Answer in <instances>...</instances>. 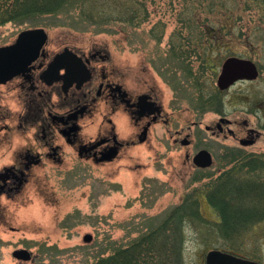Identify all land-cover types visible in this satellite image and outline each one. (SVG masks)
Listing matches in <instances>:
<instances>
[{
	"label": "rangeland",
	"instance_id": "rangeland-1",
	"mask_svg": "<svg viewBox=\"0 0 264 264\" xmlns=\"http://www.w3.org/2000/svg\"><path fill=\"white\" fill-rule=\"evenodd\" d=\"M212 1L216 0H125L135 7L140 4L142 19L137 27L115 18L114 5L120 0H95V4L87 0L84 14L72 8L26 23L0 25V46L24 29L41 27L48 34L47 50L52 54L67 46L106 51L127 85L135 93H152L170 121L154 126L144 144L128 148L110 163L80 160L68 149L61 167L47 164L35 170L21 192L0 197V264L93 262L154 228L187 200L197 203L200 219L184 226L185 264H205L208 252L229 244L216 230L221 217L207 194L231 173L235 161L227 151L264 155V132L255 145L241 148L236 138L212 135L205 127L215 126L222 113L239 124L247 119L255 129L263 124L264 119L259 121L249 108L264 93V10H250L245 0H231L235 4L224 0L226 6L209 8ZM191 12L204 26L223 25L218 32L221 38L217 42L204 39L195 47L181 39L194 32V26L181 20ZM254 31L257 36L247 41ZM174 34L173 41L187 46L188 57L178 59L171 52ZM205 47L203 63L200 54ZM232 56L254 61L261 66L262 76L255 83L221 92L216 81L224 60ZM211 95H216L211 109L201 107ZM97 122L85 120L84 134L94 135ZM175 131H181L180 140L190 133L189 145L174 143ZM18 138L0 145V168L12 157ZM200 149L212 154L209 169L199 170L192 163ZM246 174L239 176L255 177ZM258 176L264 180V170ZM86 235L90 242L84 241ZM238 245L240 256L264 263V222L251 226ZM17 249L28 250L32 259H14L11 254Z\"/></svg>",
	"mask_w": 264,
	"mask_h": 264
},
{
	"label": "flooded vegetation",
	"instance_id": "flooded-vegetation-1",
	"mask_svg": "<svg viewBox=\"0 0 264 264\" xmlns=\"http://www.w3.org/2000/svg\"><path fill=\"white\" fill-rule=\"evenodd\" d=\"M16 38L5 45L12 44ZM47 43L48 40L26 71L0 84V145L10 143L13 136L20 137L12 157L0 168V197L21 192L32 180L35 170L47 164L61 167L68 149L80 160L110 163L128 148L144 144L154 126L170 122L152 93H135L127 85L125 76L110 64L106 51L67 46L63 48L67 49L66 55L55 61L63 49L52 54L47 50ZM255 67L256 79L236 81L224 91L241 83L257 82L262 68L256 64ZM211 105L208 102L207 109ZM249 112L256 114L259 121L264 119V93ZM89 119L98 121L95 134L90 136L83 129L84 121ZM206 127L212 135L236 138L241 148H247L261 137L264 121L255 129L249 127L247 119L239 124L222 113L215 126ZM180 135L181 131L171 135L175 136L174 143L181 141ZM190 136L189 133L185 137ZM249 142L252 143L245 144ZM232 151L238 153L235 157L239 156V164L259 163L261 168L255 175L264 170V155ZM254 221L256 226L264 219Z\"/></svg>",
	"mask_w": 264,
	"mask_h": 264
},
{
	"label": "trees",
	"instance_id": "trees-1",
	"mask_svg": "<svg viewBox=\"0 0 264 264\" xmlns=\"http://www.w3.org/2000/svg\"><path fill=\"white\" fill-rule=\"evenodd\" d=\"M90 1L95 4V0ZM124 1L120 0L119 5L115 3L114 8L117 13L115 18L128 26H139V21L142 19L140 4L135 7ZM86 2L87 0H0V25L8 22L26 23L33 18L55 16L72 8L80 9L84 14ZM220 4L226 6L227 3H224V0H216L212 1L208 7H219ZM231 4L235 3L231 1ZM245 4L250 10H254L252 7L264 10V0H245ZM70 18L73 19L72 16ZM181 20L186 26H194V32L189 31L187 36L181 37L183 40L190 41V44L194 43L192 47H195L197 42H203L204 39L217 42L221 38L218 32L221 33L224 29L223 25L218 27L213 23L207 26L202 25L200 17L195 12L182 15ZM256 31L248 35L246 40L254 39L257 36ZM175 37H177L176 34L171 37V52L178 59L188 57L187 46L179 41H173ZM206 49L205 47L204 53L200 54L203 63L206 62ZM215 96L211 95L204 99L201 107L206 108L208 102H211L213 106ZM236 154L238 153L228 151V158L235 161L230 169L231 173H226L224 178L218 180V186L213 193L207 194V199L221 217V221L215 225L216 230L220 233V237L229 243L219 249L240 256L238 245L240 239L251 226H254V220L264 219V182L255 175L256 170L261 168L259 163L249 161L239 164L238 159H235L239 157H235ZM239 173L241 176L251 173L255 177L241 178ZM199 219L197 203L187 200L172 209L154 228L126 245L115 247L108 255L99 256L93 262L85 264H185L182 252L184 226L187 221Z\"/></svg>",
	"mask_w": 264,
	"mask_h": 264
},
{
	"label": "water",
	"instance_id": "water-1",
	"mask_svg": "<svg viewBox=\"0 0 264 264\" xmlns=\"http://www.w3.org/2000/svg\"><path fill=\"white\" fill-rule=\"evenodd\" d=\"M47 40L43 29H29L22 31L16 41L8 46L0 47V84L4 83L15 75L27 70V67L39 55L41 48ZM63 54L56 57L60 58ZM258 73L252 61L238 57H230L222 65L217 79V87L220 91L226 90L238 80H254ZM206 130H209L206 127ZM252 142L245 143L251 144ZM181 145H188L185 138ZM193 164L201 169L209 168L212 165L211 154L207 150L199 151L193 157ZM91 237L86 235L85 242H90ZM12 257L18 261H30L31 253L26 249H17L12 252ZM205 264H262L250 261L233 254L220 250H212L206 254Z\"/></svg>",
	"mask_w": 264,
	"mask_h": 264
}]
</instances>
